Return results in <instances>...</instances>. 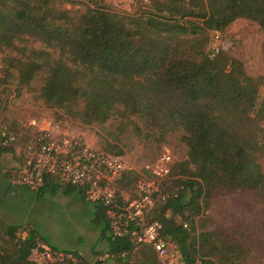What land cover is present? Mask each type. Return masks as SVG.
I'll list each match as a JSON object with an SVG mask.
<instances>
[{
    "label": "trees",
    "instance_id": "trees-1",
    "mask_svg": "<svg viewBox=\"0 0 264 264\" xmlns=\"http://www.w3.org/2000/svg\"><path fill=\"white\" fill-rule=\"evenodd\" d=\"M86 1L83 10H69L60 0H0V51L16 52L8 58L24 83L41 71L45 99L61 108L84 97L97 118L121 106L152 125L180 127L186 157L170 164L166 197L148 220L161 224L159 237L184 264H242L243 245L208 228L205 211L216 192L251 193L264 203V74L249 75L220 46L210 57L208 45L209 34L220 35L237 18L264 32V0H152V8L136 14ZM26 37L43 47L17 46ZM138 177L128 169L116 182L120 192L131 191L128 199ZM95 205L99 238L113 255L104 264L156 263L150 247L134 249L128 238L112 237L104 208ZM0 230L12 244L0 264H35L28 257L39 242L55 248L36 229L20 237L17 226L0 221ZM140 248L148 253L132 260ZM72 253L63 264H103Z\"/></svg>",
    "mask_w": 264,
    "mask_h": 264
},
{
    "label": "rangeland",
    "instance_id": "rangeland-1",
    "mask_svg": "<svg viewBox=\"0 0 264 264\" xmlns=\"http://www.w3.org/2000/svg\"><path fill=\"white\" fill-rule=\"evenodd\" d=\"M60 1L62 7L69 10H83L88 4L86 0ZM95 1L106 9L121 14L142 13L152 8V0ZM210 36L211 34L209 48L218 44L239 59L249 75L264 74V32L256 23L237 18L218 38ZM20 45L27 49L31 46L43 47L38 41L27 37L17 42V46ZM15 54L11 50L0 51V112L11 127L21 134H28L37 126L54 124L60 129L59 132L65 131L62 134L79 138L90 146L111 152L119 151L127 167L139 172L137 179L150 178L144 166L163 151L169 155L171 164L185 159L186 145L181 139L183 131L172 121L161 120L155 126L138 114H129L121 106H117L108 117L97 118L90 114L84 97L78 98L69 109L61 108L45 99L41 91L44 76L41 71L26 83L18 77L12 65L13 61L8 58ZM263 93V88H260V95ZM31 122L35 125H30ZM260 162L264 173V156ZM2 168L0 164V175ZM122 194L129 197L131 191L126 190ZM45 198L49 200L44 201ZM16 201L22 203L19 205ZM93 207L94 204L79 203L74 195L61 190L49 197L44 195L39 202L29 206L26 197L23 201L14 197L7 198L0 181L1 209L17 210L20 214L17 223H32L57 249H70L72 242L82 244L86 259H90L92 250L101 251L97 254L101 255L107 247L106 241L95 233L100 224L95 221V210H91ZM205 213L208 217V228L218 230L243 245L242 264H264V203H258L251 193L216 192ZM101 225L103 226V222ZM18 235H22V230H18ZM11 249V241L0 230V254L8 255ZM142 250L140 248L134 251L131 259L136 260L143 253H148ZM94 256L93 254L96 259Z\"/></svg>",
    "mask_w": 264,
    "mask_h": 264
},
{
    "label": "built area",
    "instance_id": "built-area-1",
    "mask_svg": "<svg viewBox=\"0 0 264 264\" xmlns=\"http://www.w3.org/2000/svg\"><path fill=\"white\" fill-rule=\"evenodd\" d=\"M212 36L218 38L219 33L214 31ZM218 49L219 45L213 44L209 56L213 57ZM2 149L13 151L19 159L20 167L11 178L13 183L35 191L44 185L46 179L60 178L79 188L85 200L104 208L112 237L128 238L134 249L150 247L156 257L155 264H184L172 244L159 237L161 224L148 220L156 204L166 197L162 182L171 164L166 151L144 166L150 178L137 179L133 190L135 195L128 199L116 186L122 173L129 169L124 158L62 134L54 124L37 126L22 141L20 132L14 130L0 112ZM28 258L35 264H62L73 260L74 255L72 251L39 242L30 248ZM109 258L113 255L107 252L96 256L103 264Z\"/></svg>",
    "mask_w": 264,
    "mask_h": 264
},
{
    "label": "crops",
    "instance_id": "crops-1",
    "mask_svg": "<svg viewBox=\"0 0 264 264\" xmlns=\"http://www.w3.org/2000/svg\"><path fill=\"white\" fill-rule=\"evenodd\" d=\"M61 132L65 133V131H62V130H61ZM0 164L3 167L2 168V175H0V181L3 184L4 191L6 192L7 198L14 197L15 199H19V200L23 201V198L26 197L29 200V206H33V204L36 203L37 201L39 202L43 198L44 195L46 197H49V196L53 195L55 192L61 190L64 193L66 192V193H71L72 195H74V199L76 201H78L79 203L89 202V201L85 200L83 198V196L80 194L79 188H77V187L72 188L66 181H64L60 178H57V177H50V178L46 179L44 185L35 191H32L23 185L13 183L11 181V178H12L14 172L20 167L19 159L17 158V156L14 154L13 151H4V152L0 153ZM49 189H51V190L49 191ZM30 191L33 194H31ZM48 200L49 199H47V198L44 199V201H48ZM16 202L19 205L22 203V202H18V201H16ZM89 203L94 204V207L91 208V210L94 209L96 212L95 203L94 202H89ZM24 212H26V211L24 210ZM19 215L20 214H18L17 210H15L14 208H10L7 211L0 208V221L3 222L4 224H8L11 226H17V227L18 226H25V227H18L20 230H22V236L25 237L27 234V229H35V226L32 223H23L26 225H23V224L20 225V223H17L20 220L18 217ZM95 233H97L99 236V228H97ZM109 234H110V232H109ZM102 240H105V239H102ZM55 248H57V247H55ZM69 248L70 249H63V250H69L72 252H76L79 255H81L84 259H86L85 255H84L85 251H83V245L82 244L72 242L71 247H69ZM88 251H86V252H88ZM103 251H105V250H103ZM100 252L101 251L92 250L90 259H86V260H93L94 259L93 254L95 256H97V254Z\"/></svg>",
    "mask_w": 264,
    "mask_h": 264
}]
</instances>
